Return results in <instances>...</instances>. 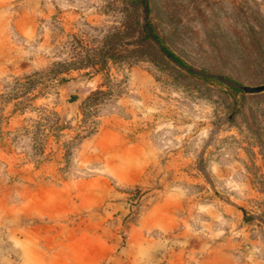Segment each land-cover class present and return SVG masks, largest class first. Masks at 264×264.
<instances>
[{
    "label": "rangeland",
    "instance_id": "rangeland-1",
    "mask_svg": "<svg viewBox=\"0 0 264 264\" xmlns=\"http://www.w3.org/2000/svg\"><path fill=\"white\" fill-rule=\"evenodd\" d=\"M149 7L0 0L1 207L75 222L118 201L122 247L155 204L175 227L160 264H264V90L222 81L264 83V0Z\"/></svg>",
    "mask_w": 264,
    "mask_h": 264
},
{
    "label": "crops",
    "instance_id": "crops-1",
    "mask_svg": "<svg viewBox=\"0 0 264 264\" xmlns=\"http://www.w3.org/2000/svg\"><path fill=\"white\" fill-rule=\"evenodd\" d=\"M0 204V264H160L155 256L163 234L174 229L172 213L149 205L126 227L125 245H119L118 201L107 203L103 216L22 217L9 221ZM25 216V215H23ZM19 217V218H20ZM177 227V225H176Z\"/></svg>",
    "mask_w": 264,
    "mask_h": 264
},
{
    "label": "trees",
    "instance_id": "trees-1",
    "mask_svg": "<svg viewBox=\"0 0 264 264\" xmlns=\"http://www.w3.org/2000/svg\"><path fill=\"white\" fill-rule=\"evenodd\" d=\"M140 2L143 4V6H145L146 11L148 12V10H149L148 8H150L149 7V0H140ZM152 2H156V1H152ZM142 29L144 32V39H149V38L152 39L153 38L156 42V45H158L159 49L165 55L169 56L172 60H174L175 62L180 64L182 67L187 69L189 72L198 74L202 77H210V75H208V74L204 73L203 71H200V70L194 68L193 66L189 65V63L180 54H178L170 45H168L164 41L163 37L158 32H156L154 30V26L152 25L150 20H148L147 17H146V26L143 27ZM260 52H261L260 54L264 55V50H261ZM222 81L227 83V85L233 89L241 90L238 87V84H240V81L231 75H227L226 79L223 78Z\"/></svg>",
    "mask_w": 264,
    "mask_h": 264
},
{
    "label": "water",
    "instance_id": "water-1",
    "mask_svg": "<svg viewBox=\"0 0 264 264\" xmlns=\"http://www.w3.org/2000/svg\"><path fill=\"white\" fill-rule=\"evenodd\" d=\"M246 92H258L264 90V83L260 85H248V84H238ZM79 98L77 93H71L65 100L66 103H71Z\"/></svg>",
    "mask_w": 264,
    "mask_h": 264
}]
</instances>
